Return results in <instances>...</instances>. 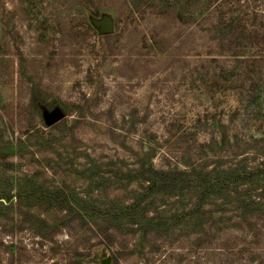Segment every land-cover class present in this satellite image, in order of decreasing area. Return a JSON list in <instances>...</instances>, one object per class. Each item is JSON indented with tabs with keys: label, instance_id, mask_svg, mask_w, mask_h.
<instances>
[{
	"label": "rangeland",
	"instance_id": "374dc122",
	"mask_svg": "<svg viewBox=\"0 0 264 264\" xmlns=\"http://www.w3.org/2000/svg\"><path fill=\"white\" fill-rule=\"evenodd\" d=\"M240 160L264 164V0H0V264H264L236 203L153 195L156 230L83 207L130 202L141 164Z\"/></svg>",
	"mask_w": 264,
	"mask_h": 264
},
{
	"label": "trees",
	"instance_id": "16d2710c",
	"mask_svg": "<svg viewBox=\"0 0 264 264\" xmlns=\"http://www.w3.org/2000/svg\"><path fill=\"white\" fill-rule=\"evenodd\" d=\"M37 98L36 88H33L32 103L35 105ZM221 141L222 143L229 141L227 132L222 133ZM131 179H136L139 187L138 191L135 190L137 195L130 202H121L116 206H100L88 200L83 206L84 209L88 214L108 217L112 220H121L129 216L126 224L133 227L153 223L152 229L156 230V225L162 224L160 220L162 215L158 210H151V205L156 203L153 195L188 191L194 195L193 205L187 208L190 216L196 214L212 216L213 209L207 207L210 202H213L218 209L236 203L242 217L245 218L248 215L260 217L264 214V164L249 168L240 160L226 167L219 164L212 169L194 164L183 168L156 167L153 163L148 166L141 164L136 170V175ZM43 195L51 198L53 205H58L69 212L78 211V207L62 190L45 191ZM222 209L225 211L224 208ZM149 212H152V215Z\"/></svg>",
	"mask_w": 264,
	"mask_h": 264
},
{
	"label": "water",
	"instance_id": "95a60500",
	"mask_svg": "<svg viewBox=\"0 0 264 264\" xmlns=\"http://www.w3.org/2000/svg\"><path fill=\"white\" fill-rule=\"evenodd\" d=\"M99 24L101 26V32L103 33H108L112 30L111 24L105 19L100 20ZM57 117H58V112L57 111L53 112L50 122L53 123L57 119Z\"/></svg>",
	"mask_w": 264,
	"mask_h": 264
}]
</instances>
